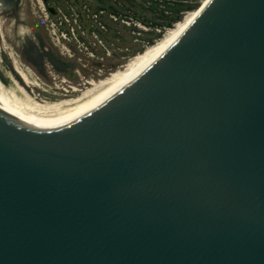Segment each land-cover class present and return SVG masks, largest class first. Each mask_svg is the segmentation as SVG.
I'll list each match as a JSON object with an SVG mask.
<instances>
[{"label":"water","instance_id":"1","mask_svg":"<svg viewBox=\"0 0 264 264\" xmlns=\"http://www.w3.org/2000/svg\"><path fill=\"white\" fill-rule=\"evenodd\" d=\"M0 264H264V0H209L83 114L0 105Z\"/></svg>","mask_w":264,"mask_h":264},{"label":"rangeland","instance_id":"2","mask_svg":"<svg viewBox=\"0 0 264 264\" xmlns=\"http://www.w3.org/2000/svg\"><path fill=\"white\" fill-rule=\"evenodd\" d=\"M185 1L196 5V8L188 12H182L180 21L187 14L199 9L207 0ZM134 2V15L135 17H140L143 21L139 23L133 17L130 24L136 30L131 35L126 32V25L123 24L124 27L118 25V36L120 37H118L117 41H110L112 43H107L106 39L104 40L99 37L94 38L86 32L85 34H80V39L75 27L74 38L69 39L66 36L64 41L63 36L57 32L54 19L47 16L39 0L21 1L20 17L23 19V22L19 25H16L13 18H9L0 9V63L2 64L3 71L30 98L36 97L38 98L37 100L50 101L73 98V89L84 90L89 87L88 84L107 78L110 74L120 70L133 57L142 53L146 49L145 45L147 47L152 46L147 42L149 39L157 41L174 28L173 26L171 28L163 27L160 38L150 33L145 35L137 34L136 31H140V28L145 26V24L148 25L146 26L147 30H152L149 28L152 26L149 25L161 21L159 19L160 11L165 10L168 4L153 6L147 3L143 4L141 0H134ZM66 17L71 23V20L68 18L69 16ZM24 36H28L36 44H39L40 40H43L45 47L52 49L59 56L73 63L74 67L64 74L54 71L50 65H47L45 66L46 71L43 74L38 73L20 55L23 40L25 39ZM125 47L130 49L128 54L122 51ZM73 51H75V54H73ZM14 65L27 71L30 82L37 83L38 87L34 85L26 86L16 75L13 68Z\"/></svg>","mask_w":264,"mask_h":264},{"label":"bare ground","instance_id":"3","mask_svg":"<svg viewBox=\"0 0 264 264\" xmlns=\"http://www.w3.org/2000/svg\"><path fill=\"white\" fill-rule=\"evenodd\" d=\"M208 1L203 3L199 9L187 14L182 21L175 23L173 29H168L169 31L167 30L168 32L166 31L167 33L154 45L147 47L142 53L133 57L120 70L103 80L88 84L89 87H84V90L73 89V98L57 101L30 98L10 76L5 74L0 63V105L12 111L22 120H61L88 112L112 97L160 57L191 25ZM13 68L26 86H37V83L30 82L27 71L22 70L17 65H14Z\"/></svg>","mask_w":264,"mask_h":264},{"label":"flooded vegetation","instance_id":"4","mask_svg":"<svg viewBox=\"0 0 264 264\" xmlns=\"http://www.w3.org/2000/svg\"><path fill=\"white\" fill-rule=\"evenodd\" d=\"M21 1L19 0L16 7L7 8L1 5V10L9 18H13L16 25L23 22L20 17ZM181 1L141 0L143 4L147 3L153 6L167 4L173 6ZM39 3L43 6L47 16L54 19L57 32L63 36L64 41L66 36L69 39L74 38V27L80 39V34L86 32L94 38L106 39L107 43H112L110 42L112 40L117 41L120 37L118 36V25L121 27L126 25V32L130 35L134 33L130 24L134 17V0H39ZM66 16H69L71 23ZM24 38L20 55L38 73L43 74L47 65H50L54 71L64 74L74 67L73 63L65 60L64 57L59 56L52 49L45 47L43 40L36 44L28 36H24ZM129 50L128 47H125L122 51L128 54ZM74 52L73 54H75Z\"/></svg>","mask_w":264,"mask_h":264},{"label":"trees","instance_id":"5","mask_svg":"<svg viewBox=\"0 0 264 264\" xmlns=\"http://www.w3.org/2000/svg\"><path fill=\"white\" fill-rule=\"evenodd\" d=\"M196 8V5H192L190 4L189 2L185 1V0H182L181 2H178L176 4H174L173 6H167L165 7V10L163 11H160V17L159 19L161 21L159 22H155V24H151L149 26H152V27H149L151 28L152 30H149L148 32H141V34H154L157 38L159 37L160 38V35H161V32L160 33H155L154 29L155 28H171L173 26L174 23H177L181 20V15H182V12H188V11H191L193 9ZM135 17V15H134ZM135 20L139 21V22H142L143 20L136 16L135 17ZM145 26H148L145 24ZM133 30H136L135 28H133ZM138 32V31H136ZM150 45H153L154 44V40H148L147 41ZM148 44V45H149Z\"/></svg>","mask_w":264,"mask_h":264},{"label":"built area","instance_id":"6","mask_svg":"<svg viewBox=\"0 0 264 264\" xmlns=\"http://www.w3.org/2000/svg\"><path fill=\"white\" fill-rule=\"evenodd\" d=\"M173 26H174V25H173ZM161 30H162L161 28H155V29H154V31H155L156 33H160ZM140 31H141V32H148L149 30H147L146 26H143V27L140 28ZM140 31H138L137 34L140 35V34H141ZM155 42H156V40L154 41V43H155ZM147 45H148V44H147ZM145 48H147L146 45H145Z\"/></svg>","mask_w":264,"mask_h":264}]
</instances>
